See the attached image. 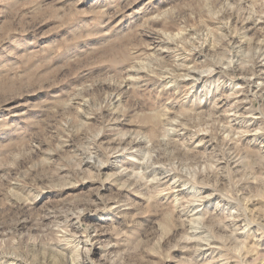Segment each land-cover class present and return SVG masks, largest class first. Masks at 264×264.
<instances>
[{"label":"rangeland","instance_id":"374dc122","mask_svg":"<svg viewBox=\"0 0 264 264\" xmlns=\"http://www.w3.org/2000/svg\"><path fill=\"white\" fill-rule=\"evenodd\" d=\"M258 237L264 0H0V264H261Z\"/></svg>","mask_w":264,"mask_h":264},{"label":"bare ground","instance_id":"6f19581e","mask_svg":"<svg viewBox=\"0 0 264 264\" xmlns=\"http://www.w3.org/2000/svg\"><path fill=\"white\" fill-rule=\"evenodd\" d=\"M188 36V35H187ZM152 53V52H151ZM203 70V69H202ZM232 70V69H231ZM199 75V74H198ZM184 76V75H183ZM187 76V75H186ZM250 76V75H249ZM190 77V76H189ZM194 79H196L195 77H194ZM172 80V79H171ZM197 80V79H196ZM168 83V82H167ZM190 85V84H189ZM152 118V117H151ZM164 137V136H163ZM151 175V174H150ZM177 182V181H176ZM183 183V182H182ZM183 187V186H182ZM182 193V192H181ZM195 222V221H194ZM199 225V224H198ZM202 226V225H201ZM197 230H198V228H197ZM256 235V234H255ZM256 238V237H255ZM262 242H263V239L261 238V237H258L257 239H253V241H252V244H251V246L252 247H254V248H257L258 246H260V245H264V244H262ZM87 243V242H86ZM251 248V247H250ZM250 251V250H249ZM243 253V252H242ZM259 260V259H258ZM261 261V260H260ZM236 262V261H235ZM16 263H17V261H16ZM259 263V262H258ZM261 264H264V262H261Z\"/></svg>","mask_w":264,"mask_h":264}]
</instances>
